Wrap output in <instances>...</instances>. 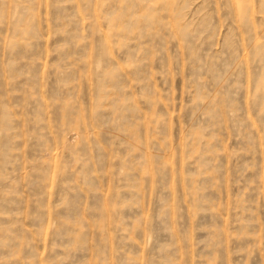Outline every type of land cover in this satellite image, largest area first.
Listing matches in <instances>:
<instances>
[{
	"label": "rangeland",
	"instance_id": "1",
	"mask_svg": "<svg viewBox=\"0 0 264 264\" xmlns=\"http://www.w3.org/2000/svg\"><path fill=\"white\" fill-rule=\"evenodd\" d=\"M0 264H264V0H0Z\"/></svg>",
	"mask_w": 264,
	"mask_h": 264
}]
</instances>
